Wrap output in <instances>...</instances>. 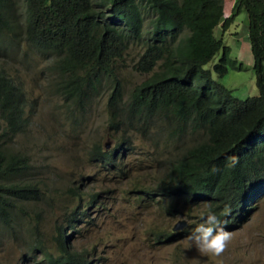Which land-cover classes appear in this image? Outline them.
Wrapping results in <instances>:
<instances>
[{
  "label": "trees",
  "instance_id": "1",
  "mask_svg": "<svg viewBox=\"0 0 264 264\" xmlns=\"http://www.w3.org/2000/svg\"><path fill=\"white\" fill-rule=\"evenodd\" d=\"M243 11L259 90L246 99L221 81L244 64L216 33ZM137 44L134 68L147 77L127 90L120 64ZM14 47L48 56L54 93L84 110L108 91L109 128L122 132L121 140L110 152L96 148L94 160L109 171H123L118 149L132 150L134 134L163 124V144L181 151L154 161L165 175L159 182L133 187L141 202L156 200L154 206L170 213L181 204L208 205L202 218L216 213L229 221L228 230L257 210L264 199V0H236L230 16L225 0H0V52ZM28 94L0 64V221L7 226L26 213L17 200L45 196L30 156L11 144L26 132ZM128 130L133 133L125 136ZM232 155L240 157L235 168L228 166ZM226 206L231 214L221 216ZM73 213L68 221L75 229L79 220L92 221L85 210ZM57 248L42 245L45 264H91L67 235L57 238Z\"/></svg>",
  "mask_w": 264,
  "mask_h": 264
},
{
  "label": "rangeland",
  "instance_id": "2",
  "mask_svg": "<svg viewBox=\"0 0 264 264\" xmlns=\"http://www.w3.org/2000/svg\"><path fill=\"white\" fill-rule=\"evenodd\" d=\"M230 7L231 3L227 14L233 12ZM216 33L230 45L233 58L244 64L242 70L231 67L221 81L240 99L257 95L248 13L241 12L226 32L218 26ZM140 47L135 45L120 64L127 90L147 77L134 68ZM9 51L0 52V64L17 75L30 97L26 132L11 144L30 156L45 196L37 202L17 200L16 208L26 213L10 226L0 221V264H45L42 245L57 252V238L63 235L77 251L88 252L91 264H218L217 258L201 255L185 239L202 222L208 205L181 204L180 212L170 213L154 206L156 200L141 202L140 193L133 192L137 183L155 184L165 176L154 162L160 155L172 158L181 151L163 144V124L160 131L155 127L144 137L134 134L132 150L125 149L126 144L118 149L123 171H109L104 162L94 160L96 148L110 152L121 140L122 132L109 128L108 91L103 90L84 110L54 93L48 56L24 47ZM131 133L128 130L125 136ZM96 194L100 195L97 203L90 207L94 221L83 226L79 220L74 230L68 219ZM94 206L99 207L97 212ZM231 232L234 237L221 258L223 264H264V199ZM173 233L179 235L172 237Z\"/></svg>",
  "mask_w": 264,
  "mask_h": 264
},
{
  "label": "clouds",
  "instance_id": "3",
  "mask_svg": "<svg viewBox=\"0 0 264 264\" xmlns=\"http://www.w3.org/2000/svg\"><path fill=\"white\" fill-rule=\"evenodd\" d=\"M27 112H28V108H27ZM29 117H30V114H29ZM239 162H240V157L238 155H232L228 157L229 167L235 168L239 164ZM218 171H219L218 168L216 167L212 168L213 173H216ZM96 195H97V198H95V201H94V198L92 197V201H94V204L97 203V200L100 196L99 194H96ZM90 203L87 204L84 209L78 212L85 210V212L87 211L90 214V209H91L90 207L92 206L90 205ZM94 210L97 212L99 210V207L94 206ZM74 211H77V209H75ZM230 214H231V209L229 206H226L223 209V211L220 213L221 216H228ZM78 218H79V215H78ZM180 219H181L180 217H177L178 222ZM92 221H94V219H92ZM92 221L86 223V225H83V226L90 225ZM228 223H229L228 220L225 219L221 221L220 216H218L216 213L210 212L205 217L202 218L201 223L195 226L188 233L185 239L188 242H190L191 246H193L198 251V253H200L201 255L215 257L217 258L218 264H223V261L221 258L228 251L229 245L232 243V240L234 237V233L231 232L232 230H228V228H226V225ZM73 229L75 230L74 227Z\"/></svg>",
  "mask_w": 264,
  "mask_h": 264
},
{
  "label": "crops",
  "instance_id": "4",
  "mask_svg": "<svg viewBox=\"0 0 264 264\" xmlns=\"http://www.w3.org/2000/svg\"><path fill=\"white\" fill-rule=\"evenodd\" d=\"M229 3H231V7H230V8L233 9V6H234V4H235V0H230V1L225 0V14H226V16H230L231 13H232V12H230L229 14H227V11H226L227 6H228ZM242 48H243V47H242ZM240 51H242L241 48H240Z\"/></svg>",
  "mask_w": 264,
  "mask_h": 264
},
{
  "label": "bare ground",
  "instance_id": "5",
  "mask_svg": "<svg viewBox=\"0 0 264 264\" xmlns=\"http://www.w3.org/2000/svg\"><path fill=\"white\" fill-rule=\"evenodd\" d=\"M255 197V196H254Z\"/></svg>",
  "mask_w": 264,
  "mask_h": 264
}]
</instances>
